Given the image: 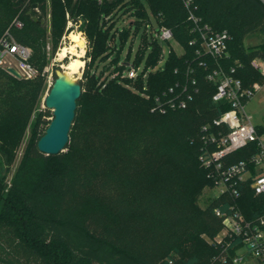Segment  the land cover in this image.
Returning <instances> with one entry per match:
<instances>
[{"label":"trees","instance_id":"trees-1","mask_svg":"<svg viewBox=\"0 0 264 264\" xmlns=\"http://www.w3.org/2000/svg\"><path fill=\"white\" fill-rule=\"evenodd\" d=\"M9 1L22 9L26 19L13 34L32 48L30 61L40 73L31 79L18 78L0 66V125L24 129L46 89L42 71L46 63V2ZM83 1L81 16L73 15L74 5L68 13L75 24L81 20L82 30L93 38L85 60L87 66L89 59L97 66L93 72L99 83L97 95L85 98L81 93L67 151L55 155L37 147L51 121L48 117H53L52 110L45 107L36 113L25 157L42 159L43 168L30 186L23 176L8 181L7 172L14 162L9 158L12 144L0 133V264H234L231 256L240 245L239 239L227 237L202 252L191 248L189 254L177 241L189 228L192 213L178 191L185 180L183 167L200 159L202 126L213 123L229 107L227 101L212 98L216 85L207 74L216 60L198 52L202 50L199 41L191 43L197 33L184 0ZM193 5L203 21L231 34L230 56L220 63L226 68L236 66L246 86L255 82L263 85L264 75L251 62L264 59V0H193ZM148 6L161 25L173 30L183 48L181 53L170 52L164 69L151 72L149 92L155 94L186 80L191 69L198 91L185 108L152 111V98L106 75L112 65L115 70L124 68L119 64L121 48L109 45L115 36V18H136V34L150 20ZM52 9L58 12L55 5ZM3 11L0 7V20ZM233 32L238 33L237 45L232 43ZM131 33L130 28L120 32L121 45ZM253 33H261L263 41L259 47L247 48L245 38ZM141 45L137 62L150 45L146 64L157 63L162 46L147 35H143ZM93 47H98L95 55ZM202 60L208 67L200 64ZM142 83L141 79L137 82L138 86ZM257 128L264 133V127ZM254 152L249 144L229 154L226 162L247 159ZM204 172L210 180L205 168ZM239 191L237 201L227 192L208 201L198 213L201 232L215 237L223 230L218 209L228 214L238 205L248 218L264 213V194L256 195L250 180L242 183ZM99 205L111 209L112 214L107 215Z\"/></svg>","mask_w":264,"mask_h":264},{"label":"built area","instance_id":"built-area-1","mask_svg":"<svg viewBox=\"0 0 264 264\" xmlns=\"http://www.w3.org/2000/svg\"><path fill=\"white\" fill-rule=\"evenodd\" d=\"M184 5L193 30L197 33V37L191 43L199 41L202 50L198 52L216 60V66L211 67L207 74L208 80L216 85L212 98L214 101L225 100L229 104L219 117L213 119V123L202 126L204 147L200 160L207 170L208 177L217 188V196L227 192L237 201L240 195L239 186L248 180L256 195L264 194V133L258 131L245 110L247 102L260 85L255 82L251 86H246L243 79L237 75L236 66L226 68L220 63V60L230 56L228 47L231 34L227 30H215L211 24L203 21L197 14V6L193 5V0H184ZM22 26V21L15 19L0 38V66L6 69L14 67L22 77L31 79L39 75L40 71L30 61L33 54L32 48L20 43L13 34L15 28ZM144 27V33L148 34L151 42H156L158 38L164 41L171 39L177 41L170 27L160 24L157 30L151 20L144 23ZM121 31L116 27L113 28L115 36H119ZM112 47L117 48L116 45ZM172 50L174 49L172 48L170 52ZM163 56L162 49L158 62L153 65L146 64L144 68H141L139 63L119 62L124 64V68L115 70V65H112L106 75L108 79L116 78L143 97L152 98V111L166 113L169 110L185 108L194 93L198 91L197 80L191 74L193 72L191 69L187 71L186 80L177 82L155 94L149 92V75L155 70L164 69V67L156 68L162 62ZM200 64L208 67L206 60H202ZM251 65L264 75V59L254 58ZM140 79L143 83L138 86L137 82ZM249 144H253L255 150L249 158L226 162L229 154ZM217 214L223 216L224 223V228L220 232L222 235L217 242H223L227 237L240 241V245L231 256L232 262L234 264H264V213L248 218L237 205L233 206V211L228 214L219 209Z\"/></svg>","mask_w":264,"mask_h":264},{"label":"rangeland","instance_id":"rangeland-1","mask_svg":"<svg viewBox=\"0 0 264 264\" xmlns=\"http://www.w3.org/2000/svg\"><path fill=\"white\" fill-rule=\"evenodd\" d=\"M45 8L46 15L43 20L46 22V30H45V51H46V63L43 67L42 71L44 72V77L46 81V89L43 95V98L39 104L37 112L41 109H44L45 106V97L48 94L52 83L54 81V70L55 68H63V64L66 63V59L70 60V55L65 57L64 59L59 58V52L61 48L65 45H70V33L72 31L79 32L85 39V54L82 57L84 60V65L80 74H76L75 79L83 82L82 93L84 97L87 96L93 97L97 95V85L99 83L94 80L93 72H95L97 66L92 63L91 59L88 60V66L86 64L85 56L89 45L93 46V38L90 37L89 32H85L82 30L81 20L79 23L75 24L72 16L68 13V10L71 5L75 6V11L73 15H82V5H84L83 0H70L66 3L63 0H45ZM66 4V5H65ZM58 9V12L53 11V7ZM0 7L5 9L3 11L4 18L0 20V38L3 36L6 29L15 21V19H20L22 23H26V19L22 15V9L19 8L16 4L12 3L9 0H0ZM58 7V8H57ZM39 11L38 8H36ZM148 18L153 23L155 29H159L160 23L151 8L148 6ZM63 12V14H62ZM59 13V14H58ZM65 13V16H64ZM117 23V27L120 30L129 28L131 29V34L128 36L127 40L124 44L120 43V35L114 36L116 37V44L118 45V49L121 48V56L120 62H124L127 58L128 53L130 52L128 62H137L139 58V49L142 46L143 35L148 34L144 33L145 27H140V29L134 34L136 29V18L131 17L129 15H118L115 18ZM115 26V27H116ZM52 28H56V31L53 32ZM237 32H233V45H237ZM92 41V42H91ZM263 41V36L261 33H253L248 35L245 38L244 46L247 48L259 47ZM156 43L162 46L163 49V60L160 65H157L156 68L160 69L165 67L166 62L168 60L170 50L173 48L177 53H181L183 51L182 46L171 39L170 41H164L161 39H157ZM91 46V47H92ZM94 48V55L97 54L98 47ZM152 46L148 45L146 48V52L144 57L140 60L139 65L141 68L146 66L147 58ZM93 59V58H92ZM101 69V67H100ZM110 70V69H109ZM107 70V71H109ZM105 71V72H107ZM157 71V70H155ZM114 85V84H110ZM109 86V87H110ZM116 86V85H115ZM108 87V88H109ZM47 108V107H46ZM52 110V109H51ZM245 110L247 114L251 117L252 122L256 126L264 127V84L259 87L253 97L247 102ZM29 120L26 128L22 129L21 127L11 128L12 125L9 126H1L0 125V133H2V138L7 140L8 143H11L10 146V157L14 158V162L12 164V168L9 172H7L8 181H11L13 177H24V183L27 186H30L36 178H38L42 173L43 168V160L42 159H31L26 158L25 153L28 145L32 140V123L35 120L36 113ZM81 116V115H80ZM52 117H48L50 119ZM1 139V137H0ZM63 151H67L65 147ZM184 174V182L179 186V196L180 199L183 200L184 203L190 205V209H192V213L189 219V228L185 229L182 235L177 236V241L179 246L182 248L185 254H189L191 248L193 250H198L202 252V250L206 249L209 246H214L217 239L221 237V233H218L215 237H211L208 234L201 232V224L198 219V213L203 209L208 201L213 199L218 195V191L213 181L209 180L204 172V166L199 159V161L195 158V160L189 165L183 167L182 170ZM243 203L245 201H242ZM241 202V203H242ZM99 209L106 211L107 215L112 214V210L108 207H104L103 205H99ZM193 252V251H191Z\"/></svg>","mask_w":264,"mask_h":264},{"label":"water","instance_id":"water-1","mask_svg":"<svg viewBox=\"0 0 264 264\" xmlns=\"http://www.w3.org/2000/svg\"><path fill=\"white\" fill-rule=\"evenodd\" d=\"M7 70L18 78L22 77L14 67H8ZM54 73V81L45 97V106L52 109L53 117L37 142L38 149L47 155L60 153L69 143L78 99L82 93L81 82L69 77L63 68H55Z\"/></svg>","mask_w":264,"mask_h":264},{"label":"bare ground","instance_id":"bare-ground-1","mask_svg":"<svg viewBox=\"0 0 264 264\" xmlns=\"http://www.w3.org/2000/svg\"><path fill=\"white\" fill-rule=\"evenodd\" d=\"M70 45H65L59 52V58L64 59L70 55V60L63 64L65 73L75 79L76 74H80L84 65L82 57L85 54V39L79 32L70 33Z\"/></svg>","mask_w":264,"mask_h":264},{"label":"crops","instance_id":"crops-1","mask_svg":"<svg viewBox=\"0 0 264 264\" xmlns=\"http://www.w3.org/2000/svg\"><path fill=\"white\" fill-rule=\"evenodd\" d=\"M116 28H118V27L116 26ZM115 40H116V37H113V40H111V41L109 40V45H110V46H114V45H116ZM129 56H130V52L128 53L127 58L125 59L124 62H128V60L130 59ZM128 58H129V59H128ZM119 62H120V61H119ZM134 63H139V62H134Z\"/></svg>","mask_w":264,"mask_h":264}]
</instances>
